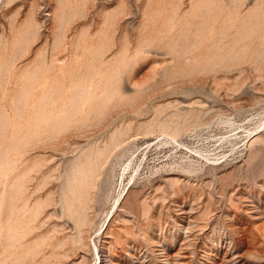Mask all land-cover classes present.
Instances as JSON below:
<instances>
[{"label":"rangeland","instance_id":"rangeland-1","mask_svg":"<svg viewBox=\"0 0 264 264\" xmlns=\"http://www.w3.org/2000/svg\"><path fill=\"white\" fill-rule=\"evenodd\" d=\"M263 41L264 0H0V264H264ZM53 110L12 199L9 135L32 116L50 131ZM68 208L88 220L80 256Z\"/></svg>","mask_w":264,"mask_h":264},{"label":"bare ground","instance_id":"bare-ground-1","mask_svg":"<svg viewBox=\"0 0 264 264\" xmlns=\"http://www.w3.org/2000/svg\"><path fill=\"white\" fill-rule=\"evenodd\" d=\"M65 2V1H64ZM70 3V2H69ZM65 4H67L68 5V2L66 3L65 2ZM65 4H63L64 6H66ZM72 5V4H71ZM63 6V7H64ZM70 6V5H69ZM67 7V6H66ZM73 8V7H72ZM72 8H70V9H72ZM68 9H69V7H68ZM67 10V9H66ZM66 10H65V12H66ZM208 10V9H207ZM74 11V10H73ZM63 12V11H62ZM61 13V12H60ZM69 12L67 11V14H68ZM63 14H64V12H63ZM69 14H71V13H69ZM60 15V14H59ZM65 15H66V13H65ZM58 16V15H57ZM200 16V15H199ZM212 16V15H211ZM60 17V16H59ZM260 17V16H259ZM258 17V18H259ZM63 18V17H62ZM61 19V18H60ZM64 20V19H63ZM253 21V20H252ZM206 22V21H205ZM217 25H218V23H217ZM204 27V26H203ZM217 27V26H216ZM218 27H220V26H218ZM206 29H207V26H206ZM247 29H248V27H247ZM200 30V29H199ZM218 30H219V28H218ZM27 31V30H26ZM207 31H208V29H207ZM27 33V32H26ZM204 33V32H203ZM209 33V32H208ZM218 33V32H217ZM23 34V33H22ZM199 34V33H198ZM200 34H202V33H200ZM19 35V34H18ZM23 36V35H22ZM228 36V35H227ZM27 37V36H26ZM17 38V37H16ZM21 38V37H20ZM217 38V37H216ZM219 38H221V37H219ZM24 39V38H23ZM215 39V38H214ZM218 39V38H217ZM241 39V38H240ZM20 40V39H19ZM25 40V39H24ZM18 41V40H17ZM21 41H23V40H21ZM215 41V40H214ZM239 41V40H238ZM237 41V42H238ZM242 41V40H241ZM240 41V42H241ZM246 41V40H245ZM16 42V41H15ZM213 42V41H212ZM221 42V41H220ZM264 42V41H263ZM14 43V42H13ZM191 43V42H190ZM229 43H231V41L229 42ZM255 43H257V42H255ZM17 44V43H16ZM172 44V43H171ZM181 44H183V42L181 43ZM185 44H187L186 42H185ZM258 44V43H257ZM13 45V44H12ZM15 45V44H14ZM175 45V44H174ZM189 45V44H188ZM238 45V44H237ZM245 45V44H244ZM261 45V44H260ZM185 46V45H184ZM199 46V45H198ZM216 46V45H215ZM218 46H219V44H218ZM256 46V45H255ZM254 46V48H256ZM171 47V46H170ZM183 47V46H182ZM181 47V48H182ZM193 47V46H192ZM197 47V46H196ZM196 47H194V49H196ZM200 48V47H199ZM237 48V47H236ZM259 48V47H258ZM21 49V48H20ZM177 49V48H176ZM185 49V48H184ZM191 49V48H190ZM224 50H225V48H223ZM250 49V48H249ZM264 49V48H263ZM175 50V49H174ZM206 50V49H205ZM209 50V49H208ZM212 50H213V48H212ZM231 50V49H230ZM242 51H244V49H241ZM254 50V49H253ZM259 50V49H258ZM10 51H12V50H10ZM178 51V50H177ZM176 51V52H177ZM190 51V50H189ZM194 50H192L191 51V55L192 56H195L193 53H196V51L195 52H193ZM199 51V50H198ZM202 51H204V50H202ZM217 51H219V49L217 50ZM234 51V50H233ZM232 51V52H233ZM251 50H249V52H250ZM264 51V50H263ZM187 52V51H186ZM200 52H201V50H200ZM212 52V51H211ZM216 52V51H215ZM222 52V54H223V51H221ZM230 52V51H229ZM246 52V51H245ZM254 52V51H253ZM9 53V52H8ZM11 53V52H10ZM179 53V52H178ZM180 53H182V52H180ZM188 53V52H187ZM206 53H207V51H206ZM226 53H227V51H226ZM225 53V54H226ZM257 53V52H256ZM262 53V52H261ZM7 54V53H6ZM174 54V53H173ZM198 54H200V53H198ZM219 54V53H218ZM232 54V53H231ZM249 54V53H248ZM12 54H9V56H11ZM179 55V54H178ZM177 55V56H178ZM200 55H202V54H200ZM214 55V54H213ZM213 55H211V56H213ZM238 55V54H237ZM262 55V54H261ZM264 55V54H263ZM185 56V55H184ZM205 56H207V55H205ZM210 56V55H209ZM219 56V55H218ZM227 56H230V54L229 55H227ZM234 56H235V54H234ZM249 56H250V54H249ZM255 55H252V59H253V57H254ZM3 57V56H2ZM225 57V56H224ZM236 57V58H235ZM235 57H233V59H229V60H227L226 58V60L225 59H223V61L221 60V61H214V63H210L211 65H210V67L212 68V69H214V70H216V71H218V70H222V69H224V68H229V67H232V65H235V64H238V62H239V58H237V56H235ZM263 57V56H262ZM181 58V57H180ZM197 58V57H196ZM257 58V57H256ZM259 58V57H258ZM261 58V57H260ZM189 59V58H188ZM204 59H206V58H204ZM203 59V60H204ZM209 59H211V58H209ZM215 59V58H214ZM251 59V60H252ZM264 59V58H263ZM4 60V59H3ZM2 60V61H3ZM6 60V59H5ZM8 60V59H7ZM194 60V59H193ZM199 60V59H198ZM202 60V59H201ZM216 60H218V59H216ZM246 60H250V59H246ZM258 60V59H257ZM197 61V60H196ZM3 62H5V61H3ZM179 62V61H178ZM181 62V61H180ZM244 62V61H243ZM242 62V63H243ZM257 62V61H256ZM256 62H254V63H256ZM263 62V61H262ZM7 63V62H6ZM201 63H203V61L201 62ZM205 63H206V61H205ZM209 63V62H208ZM259 63V62H258ZM9 64V63H8ZM241 64V63H240ZM187 65V64H186ZM196 65V64H195ZM201 65V64H200ZM188 66H190V65H188ZM194 66V65H193ZM198 66V65H197ZM196 66V67H197ZM204 66V65H203ZM203 66L201 65L200 67H202V69H203ZM184 67V66H183ZM199 67V68H200ZM1 68V67H0ZM188 68V67H187ZM192 68V67H191ZM206 68H208V67H206ZM38 69V68H37ZM186 69V68H185ZM197 69H198V67H197ZM201 69V70H202ZM210 69V68H209ZM208 69V70H209ZM179 70V69H178ZM182 71V70H181ZM184 71V70H183ZM192 71H194V69L192 70ZM198 71V70H197ZM178 72V71H177ZM200 72H202L203 73V71H200ZM1 73H2V71H1ZM31 73V72H30ZM187 73H189V71L187 72ZM187 73L186 74H184V75H187ZM191 73V72H190ZM194 73H197V72H195L194 71ZM210 73V72H209ZM213 73V72H212ZM216 73V72H215ZM29 74V73H28ZM180 74V73H179ZM182 74V73H181ZM192 74V73H191ZM36 75V74H35ZM174 75H176V74H174ZM173 75V76H174ZM189 75V74H188ZM30 76V75H29ZM27 77V76H26ZM55 77V76H54ZM58 77V76H57ZM115 77H117V76H115ZM171 77V76H170ZM177 77V76H176ZM30 78V77H29ZM63 78V77H62ZM102 78V77H101ZM25 79V78H24ZM31 79H32V76H31ZM46 79H48V78H46ZM52 79V78H51ZM55 79V78H54ZM27 80V79H26ZM41 80V79H40ZM39 80V81H40ZM56 80V79H55ZM55 80H53L54 82H55ZM58 80V79H57ZM60 80V79H59ZM81 79H79V81H80ZM28 81V80H27ZM46 81V80H45ZM50 81V80H49ZM52 81V82H53ZM66 81V80H65ZM76 81V80H75ZM74 81V82H75ZM100 81V80H99ZM102 81V80H101ZM67 82H68V80H67ZM70 82V81H69ZM78 82V81H77ZM110 82V81H109ZM30 83V82H29ZM40 83H41V81H40ZM49 83V82H48ZM59 83V82H58ZM72 83H73V81H72ZM82 83V82H81ZM86 83H88V82H86ZM92 83V82H91ZM96 83V82H95ZM98 83V82H97ZM25 84V83H24ZM31 84V83H30ZM71 84V83H70ZM110 84V83H109ZM35 85H37V84H35ZM43 85L44 86H46L44 83H43ZM52 85H53V83H52ZM58 85V84H57ZM63 85V84H62ZM69 85V84H68ZM27 86H28V84H27ZM32 86V85H31ZM37 86H39V85H37ZM60 86V85H59ZM70 86V85H69ZM87 86V85H86ZM100 86V85H99ZM107 86V85H106ZM55 86H52V88H54ZM64 87V86H63ZM85 87V86H84ZM27 88V87H26ZM48 88H50V86L48 87ZM65 88V87H64ZM63 88V89H64ZM75 88V87H74ZM97 88H99V87H97ZM108 88V87H107ZM42 89H43V87H42ZM51 89V88H50ZM56 90H57V88H55ZM73 89V88H72ZM84 89V88H83ZM92 89H94V88H92ZM45 90V89H44ZM70 90V89H69ZM99 90V89H98ZM42 91V90H41ZM58 91V90H57ZM73 91V90H72ZM77 91V90H76ZM88 91V90H87ZM101 91V90H100ZM111 91V90H110ZM24 92H26V90L24 91ZM48 92H50V91H48ZM56 92V91H55ZM65 92V91H64ZM64 92H63V94H64ZM67 92V91H66ZM108 92V91H107ZM51 93V92H50ZM82 93V92H81ZM91 93V92H90ZM94 93V92H93ZM103 93V92H102ZM110 93V92H109ZM44 94H49V93H44ZM54 94V93H53ZM59 94V93H58ZM77 94H79V93H77ZM116 94H118L117 92H116ZM40 95V94H39ZM65 95V94H64ZM69 95V94H68ZM90 95V94H89ZM121 95V94H120ZM48 96H50V95H48ZM79 96V95H78ZM96 96V95H95ZM104 96V95H103ZM114 96V95H113ZM117 96V95H116ZM29 97V96H28ZM73 97V96H72ZM76 97V96H75ZM21 98V97H20ZM31 98V97H30ZM42 98V97H41ZM45 99H46V97H44ZM52 98V97H51ZM50 98V99H51ZM87 98H90V97H87ZM93 99H95L94 97H92ZM24 99V98H23ZM57 99V98H56ZM62 99H63V97H62ZM70 99V98H69ZM75 99V98H74ZM73 99V100H74ZM100 99V98H99ZM31 100V99H30ZM47 100L48 99H46V100H44L46 103H48L47 102ZM52 100V99H51ZM61 100V99H60ZM66 100V99H65ZM98 100V99H97ZM25 101V100H24ZM24 101H22V102H24ZM68 101V100H67ZM75 101V100H74ZM90 101V100H89ZM94 101V100H93ZM91 102V101H90ZM96 102V101H95ZM100 102V101H99ZM98 102V103H99ZM109 102V101H108ZM26 103H28V102H26ZM41 103V102H40ZM56 103H58V102H56ZM62 103V102H61ZM64 103V102H63ZM25 104V103H24ZM23 104V105H24ZM30 104V103H29ZM28 104V105H29ZM34 104V103H33ZM76 104V103H75ZM81 104V103H80ZM95 104V103H94ZM19 105V104H18ZM27 105V106H28ZM51 105V104H50ZM49 105V106H50ZM61 105V104H60ZM70 105H71V103H70ZM22 106V105H21ZM31 106V105H30ZM37 106V105H36ZM42 105H40V107H41ZM78 106V105H77ZM93 106V105H92ZM96 106V105H95ZM39 107V106H38ZM46 107V106H45ZM54 107V106H53ZM52 107V108H53ZM66 107H68V106H66ZM66 107H64V108H66ZM98 107V106H97ZM96 107V108H97ZM104 107V106H103ZM35 108V107H34ZM37 108V107H36ZM43 108H44V106H43ZM99 108H101L100 107V105H99ZM48 109V108H47ZM70 109V108H69ZM106 109V108H105ZM37 110V109H36ZM39 110H41V109H39ZM38 110V111H39ZM43 110V109H42ZM66 110V109H65ZM78 110V109H77ZM85 110V109H84ZM90 110V109H89ZM188 110H190V109H188ZM28 111V110H27ZM30 111V110H29ZM44 111V110H43ZM47 111V110H46ZM54 111V110H53ZM60 111H62V112H60ZM57 110V111H54V112H52V113H50V115L48 116L47 115V113H41L42 114V120L41 121H45V120H47V119H51V129H50V131L47 129V128H45L39 121H36L35 119H34V117L32 116V114H31V116H32V118H28V120L24 123V124H21V125H19V126H15V129L12 131V135H9V137H10V145H9V153L8 154H10V162H11V174H10V178H9V188H10V193H9V197H12V199H14L15 197H18V196H20V195H22L23 193H24V182H25V180L24 179H26L25 177H26V172H25V170L23 171H21V174H17L16 172H15V169L17 170V168L16 167H18L17 166V163H18V161H19V158H20V156H21V153H22V150H23V148H25L24 147V144L26 143V142H32V141H42V139H44L46 136H48L49 134L51 135L52 134V127H54L55 129L54 130H56L57 129V127H58V123H59V120L60 119H65L64 118V116H60L62 113H63V110ZM74 111V110H73ZM97 111V110H96ZM105 111V110H104ZM65 112V111H64ZM87 112V111H86ZM29 112H27V114H28ZM32 113V112H31ZM34 113H35V111H34ZM33 113V114H34ZM49 113V112H48ZM74 113V112H73ZM72 113V114H73ZM93 113V112H92ZM21 114V113H20ZM24 114H25V111H24ZM1 115V114H0ZM35 115V114H34ZM68 115V114H67ZM70 115V114H69ZM76 115V114H75ZM78 115V114H77ZM82 115V114H81ZM85 115V114H84ZM84 115H82V117L84 116ZM95 115V114H94ZM173 115H175V114H173ZM173 115H171V116H173ZM6 116V115H5ZM30 116V117H31ZM41 116V115H40ZM100 116V115H99ZM98 116V117H99ZM176 116V115H175ZM180 116V115H179ZM7 117V116H6ZM35 117H37V116H35ZM97 117V118H98ZM22 118V117H21ZM38 118V117H37ZM91 118H92V116H91ZM100 118H102V117H100ZM170 118V117H169ZM176 118V117H175ZM185 118H186V116H185ZM76 119V118H75ZM74 119V120H75ZM89 119H90V117H89ZM94 119V118H93ZM168 119V118H167ZM171 119H173V118H171ZM3 120V119H2ZM5 120V119H4ZM24 120V119H23ZM22 120V122H24ZM66 120H67V118H66ZM69 120V119H68ZM80 120H81V118H80ZM94 120H96V119H94ZM186 120H188V119H186ZM20 121V120H19ZM84 121H85V119H84ZM99 121V120H98ZM169 121H170V119H169ZM189 121V120H188ZM11 122H14V121H11ZM10 122V123H11ZM16 122H18V121H16ZM48 122V121H47ZM50 122V121H49ZM70 122H73V121H71L70 120ZM78 122V121H77ZM80 122V121H79ZM86 122V121H85ZM88 122V121H87ZM94 122V121H93ZM161 122V121H160ZM174 122V121H173ZM172 122V123H173ZM18 123H20V122H18ZM74 123V122H73ZM89 123V122H88ZM151 123V122H150ZM156 123V122H155ZM190 123V122H189ZM13 124V123H12ZM50 124V123H49ZM62 124V123H61ZM67 124V123H66ZM87 124V123H86ZM168 124V123H167ZM169 124H171V123H169ZM182 124V123H181ZM191 124V123H190ZM48 125V124H47ZM64 124H62V126H63ZM71 125V124H70ZM78 125V124H77ZM83 125V124H82ZM81 125V126H82ZM158 125V124H157ZM193 125V124H192ZM10 126H11V124H10ZM84 126H85V123H84ZM146 126V125H145ZM171 126V125H170ZM177 126V125H176ZM7 127V126H6ZM76 127V126H75ZM48 128H49V126H48ZM64 128V127H63ZM67 128V127H66ZM68 128H69V126H68ZM161 128V127H160ZM171 128V127H170ZM184 128V127H183ZM182 128V129H183ZM165 129H167V128H165ZM63 130V129H62ZM68 130V129H67ZM70 130V129H69ZM126 130V129H125ZM124 130V131H125ZM154 130V129H153ZM160 130V129H159ZM180 130H181V127L179 128V126L178 127H175V129H173L172 131H170V130H164L163 129V131H160L161 132V135L162 136H164V137H168V138H170L171 140H173V141H177L176 140V137L178 136V134H179V132H180ZM11 131V130H10ZM59 131V130H58ZM64 131V130H63ZM121 131V130H120ZM124 131H122L123 133H124ZM150 131V130H149ZM55 132V131H54ZM5 133V132H4ZM10 133V132H9ZM59 133V132H58ZM61 133V132H60ZM114 133V132H113ZM119 133V132H118ZM146 133H147V131H146ZM56 134V133H55ZM120 134V133H119ZM122 134V133H121ZM120 134V135H121ZM112 135V134H111ZM6 137V136H5ZM53 137V136H52ZM56 137V136H55ZM123 137H124V135H123ZM112 138V137H111ZM110 138V139H111ZM115 138V137H114ZM113 138V139H114ZM121 138V137H120ZM3 140H4V138H2ZM48 139V138H47ZM109 139V138H108ZM118 140V139H117ZM107 141V140H106ZM116 141V140H115ZM104 142V141H103ZM121 142V140H119V141H116V146L119 144ZM9 144V143H8ZM104 144V143H103ZM102 144V145H103ZM114 144V143H113ZM122 144H123V142H122ZM5 145H7V143L5 144ZM105 145H107V144H105ZM26 146V145H25ZM108 146V145H107ZM111 146H113V145H111ZM115 146V147H116ZM99 147H100V145H99ZM114 147V146H113ZM5 148V147H4ZM105 149V148H104ZM99 150V149H98ZM2 151V150H1ZM5 151V150H4ZM7 151V150H6ZM102 151H104L103 149H102ZM84 153H86V152H84ZM110 153V152H109ZM109 153H107V154H109ZM2 154V153H1ZM4 154V153H3ZM7 154V155H8ZM87 154H89V153H87ZM91 154V153H90ZM80 155H82V154H80ZM80 155H79V157H80ZM91 155H89L88 157H90ZM94 156H95V154H94ZM93 156V157H94ZM100 156V155H99ZM105 157H106V155H105ZM7 158V157H6ZM77 158V157H76ZM100 158V157H99ZM103 158V157H102ZM5 159V158H4ZM85 159V158H84ZM96 159V158H95ZM94 159V160H95ZM8 160V159H7ZM77 160V159H76ZM82 160V159H81ZM103 160V159H102ZM6 161V160H5ZM72 161H74V160H72ZM97 162L95 163L96 164V166H94V167H100L101 168V165H103V162L102 161H100L99 159L98 160H96ZM105 161V160H104ZM78 162H81V161H78ZM87 162V161H86ZM34 163V162H33ZM33 163H31V164H33ZM70 164H71V162H70ZM85 165H87V164H85ZM10 166V165H9ZM27 166V165H26ZM25 166V167H26ZM29 166V165H28ZM73 166V165H72ZM89 166V165H88ZM87 166V167H88ZM34 167V166H33ZM70 167V166H69ZM91 167V166H90ZM8 168V167H7ZM76 168V167H75ZM93 168V167H92ZM99 168V173L97 172V174H95V175H93L92 176V178L90 179V181L89 180H87V178L85 177V176H82V175H79V176H75L74 175V180H75V182H76V185H78L79 186V184L81 183V182H86L87 184H88V182H90L91 184H93L94 186H96V178L95 177H97L100 173H101V169ZM0 169H2V168H0ZM28 170V169H27ZM78 170H79V168H78ZM94 171V170H93ZM18 172V171H17ZM69 172V171H68ZM73 172V171H72ZM75 172V171H74ZM73 172V173H74ZM1 173V172H0ZM80 173V172H79ZM95 173V172H94ZM7 174H9V172L7 173ZM90 174V173H89ZM2 175V174H1ZM67 175V174H66ZM73 175V174H72ZM66 177V176H65ZM64 177V178H65ZM4 178V177H3ZM73 178V177H72ZM68 179V178H67ZM70 180V179H69ZM67 181V180H66ZM8 182V181H7ZM7 188V187H6ZM69 188V187H68ZM78 188V187H77ZM85 188V187H84ZM87 189V188H86ZM70 190V189H69ZM82 191V190H81ZM85 191V190H84ZM8 192V191H7ZM71 192H73V189H71ZM89 192V191H88ZM80 193V192H79ZM86 193V192H85ZM67 194V193H66ZM66 196V195H65ZM73 196H75V195H73ZM7 197V196H6ZM6 197H5V199H6ZM77 198L78 197H76V200H77ZM87 198V197H86ZM11 199V200H12ZM125 199V197L123 198V200ZM17 200V199H16ZM10 201V200H9ZM14 201V200H13ZM20 201V200H19ZM24 201H25V199H24ZM89 201V200H88ZM87 201V202H88ZM16 202V201H15ZM26 202V201H25ZM6 203V202H5ZM11 203H13V202H11ZM23 203V202H22ZM28 203V202H27ZM77 203V202H76ZM89 203V202H88ZM19 204H21V203H19ZM25 204V203H24ZM66 204V203H65ZM11 205V204H10ZM15 205V204H14ZM35 205V204H34ZM66 205H68V204H66ZM80 205V204H79ZM8 206H9V204H8ZM19 206V205H18ZM36 206V205H35ZM40 206V205H39ZM23 207H25V206H23ZM41 207V206H40ZM124 206H123V201H121L120 203H118V205H117V208L118 209H120V208H123ZM6 208H7V206H6ZM18 208V207H17ZM34 208V207H33ZM37 208V207H36ZM35 208V209H36ZM10 209V208H9ZM23 209V208H22ZM65 209V208H64ZM69 209V212H68V214L70 215V218L72 219V222H73V224H74V226L72 227V228H74L75 230H76V232H75V235H74V237H72V241H71V244H72V247H71V249H74L75 251L77 250V254H79V256H80V252H83V249L84 248H86L87 247V243L85 242V236H84V226H86L87 225V223H88V220H87V217H86V213L83 211L82 212V217H78L77 216V211L76 210H73V211H71L70 210V208H68ZM79 209V208H78ZM17 210V209H16ZM28 210V209H27ZM34 210V209H33ZM39 210V209H38ZM17 211H20L19 209L17 210ZM26 211V210H25ZM30 212H31V210H30ZM37 212H39V211H37ZM6 213V212H5ZM14 213V212H13ZM17 213V212H16ZM19 213V212H18ZM34 214V213H33ZM36 214V213H35ZM7 215V214H6ZM32 215V214H31ZM20 216V215H19ZM22 216V215H21ZM28 216V215H27ZM30 216V215H29ZM8 218H9V216H7ZM23 217H24V215H23ZM35 217H37V216H35ZM31 218V217H30ZM19 219V218H18ZM32 219V218H31ZM34 219V218H33ZM13 220V219H12ZM20 220V219H19ZM23 219H21V221H22ZM26 220H29L28 218L27 219H25L24 221H26ZM36 220V219H35ZM8 221V220H7ZM18 221V220H17ZM31 221V220H30ZM5 222V221H4ZM13 222V221H12ZM10 223V222H9ZM23 223V222H22ZM33 223V222H32ZM12 223H10L9 225H11ZM19 224V223H18ZM16 225V224H15ZM21 226H23V225H21ZM2 227H4V226H2ZM12 228V227H11ZM15 228V229H14ZM14 228H12L11 229V231H12V234H13V232L15 233V230H16V227H14ZM17 228L19 229V227L17 226ZM4 229V228H3ZM2 229V230H3ZM8 229V228H7ZM26 229V228H25ZM30 229V228H29ZM32 229V228H31ZM109 227H108V225L106 226V228H105V234L106 233H109ZM6 230V229H5ZM24 230V229H23ZM26 231V230H25ZM31 231H33V230H31ZM7 232V231H6ZM5 233V232H4ZM20 233V232H19ZM18 233V234H19ZM27 233V232H26ZM60 233V232H59ZM17 235V234H16ZM15 235V236H16ZM22 235H24V234H22ZM26 235V234H25ZM5 236V235H4ZM3 236V237H4ZM8 236V235H7ZM48 236V235H47ZM72 236H73V234H72ZM2 237V236H1ZM14 237V234L11 236V238H13ZM26 237V236H25ZM42 237V236H41ZM46 237V236H45ZM18 238V237H17ZM63 238V237H62ZM69 238V236H65L64 237V241H66L67 239ZM37 239V238H36ZM41 239V238H40ZM15 240V239H14ZM45 240V239H44ZM62 240V239H61ZM61 240H60V243H61ZM2 241V240H1ZM4 241V240H3ZM6 241V240H5ZM10 241H12V240H10ZM17 241H18V239H17ZM35 242H36V240H34ZM9 242V241H8ZM14 242V241H13ZM12 242V243H13ZM38 242V241H37ZM63 242V241H62ZM3 243V242H2ZM11 243V242H10ZM19 243V242H18ZM25 243V242H24ZM34 243V242H33ZM59 243V242H58ZM26 244V243H25ZM28 244V243H27ZM44 244V243H43ZM55 244V243H54ZM57 244V243H56ZM4 245V244H3ZM13 245V244H12ZM17 245V244H16ZM35 245H36V243H35ZM35 245H34V247H35ZM47 245V244H46ZM60 245V244H59ZM9 246V245H8ZM22 246V245H21ZM29 246H31V245H29ZM39 246V245H38ZM55 246V245H54ZM26 247H28L27 245H26ZM31 247H33V246H31ZM52 247V246H51ZM10 248H11V246H10ZM19 248V247H18ZM21 249H22V247H20ZM53 248V247H52ZM55 248V247H54ZM4 249V248H3ZM15 249V248H14ZM56 249V248H55ZM30 250V249H29ZM28 250V251H29ZM37 250V249H36ZM34 251V250H33ZM38 251V250H37ZM6 252H10V251H6ZM14 252V251H13ZM22 252V251H21ZM36 252V251H35ZM53 252V251H52ZM18 253V252H17ZM32 253V252H31ZM34 253V252H33ZM32 253V254H33ZM51 253V252H50ZM13 254V253H12ZM26 254V253H25ZM29 254H30V252H29ZM37 254V253H36ZM35 254V255H36ZM24 255V254H23ZM97 255H98V253H97ZM15 256H17V255H15ZM20 256H21V254H20ZM33 256V255H32ZM48 256H50V255H47V257ZM5 257V256H4ZM6 257H8V256H6ZM9 257H11V255L9 256ZM22 257V256H21ZM34 257V256H33ZM60 258L62 257V255H60L59 256ZM1 258V257H0ZM14 258V256L12 257V259ZM43 258V257H42ZM2 259H3V257H2ZM9 259V258H8ZM12 259H11V261H12ZM28 259H29V257H28ZM17 260V259H16ZM25 260V259H24ZM27 260V259H26ZM59 260V259H58ZM10 261V260H9ZM4 262V261H3ZM8 262V261H7ZM12 262H14V261H12ZM18 262V261H17ZM16 262V263H17ZM47 262V261H46ZM21 263V262H20ZM27 263V262H26ZM24 264V263H23Z\"/></svg>","mask_w":264,"mask_h":264}]
</instances>
